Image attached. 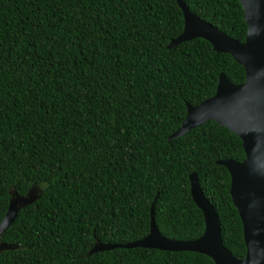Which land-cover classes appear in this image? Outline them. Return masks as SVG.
I'll return each instance as SVG.
<instances>
[{
	"label": "trees",
	"instance_id": "1",
	"mask_svg": "<svg viewBox=\"0 0 264 264\" xmlns=\"http://www.w3.org/2000/svg\"><path fill=\"white\" fill-rule=\"evenodd\" d=\"M244 41L240 0H184ZM184 28L177 0H0V222L11 192L41 193L2 241L0 264H216L193 251L118 247L150 230L192 240L205 230L190 175L217 210L224 246L245 257L243 224L221 159L242 139L210 120L169 139L188 104L212 97L222 73L246 70L206 39L169 48Z\"/></svg>",
	"mask_w": 264,
	"mask_h": 264
},
{
	"label": "water",
	"instance_id": "2",
	"mask_svg": "<svg viewBox=\"0 0 264 264\" xmlns=\"http://www.w3.org/2000/svg\"><path fill=\"white\" fill-rule=\"evenodd\" d=\"M184 15L181 34L169 48L195 38L208 40L218 53H229L244 66L246 79L233 83L222 73L216 93L197 105L188 104L187 115L169 139L213 120L235 132L242 139L246 158L243 161L221 159L231 175L230 193L243 224L245 257L239 258L223 244L219 214L206 197L197 173L190 175L191 193L204 213V233L192 240H175L163 236L155 222L154 205L148 233L125 244L97 241L89 254L118 247L155 248L168 251H193L210 256L216 264H264V0H240L248 26L244 41L233 38L193 12L184 0H177ZM41 188L33 186L26 195L12 193L8 210L0 222V252L17 246L2 241L18 212L34 203Z\"/></svg>",
	"mask_w": 264,
	"mask_h": 264
}]
</instances>
